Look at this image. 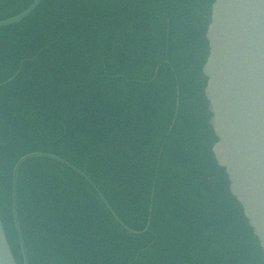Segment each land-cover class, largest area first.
<instances>
[{
	"label": "trees",
	"instance_id": "1",
	"mask_svg": "<svg viewBox=\"0 0 264 264\" xmlns=\"http://www.w3.org/2000/svg\"><path fill=\"white\" fill-rule=\"evenodd\" d=\"M33 1L0 0V22ZM212 1L44 0L0 29V221L16 264L12 172L34 153L84 173L127 228L150 225L129 235L82 177L29 160L28 264H264L206 143Z\"/></svg>",
	"mask_w": 264,
	"mask_h": 264
},
{
	"label": "water",
	"instance_id": "2",
	"mask_svg": "<svg viewBox=\"0 0 264 264\" xmlns=\"http://www.w3.org/2000/svg\"><path fill=\"white\" fill-rule=\"evenodd\" d=\"M43 1L34 0L20 15L0 22V29L20 24ZM206 40L209 56L202 74L207 79L205 97L212 115L206 143L219 172L229 180L239 216L247 221L264 256V0H213ZM160 158L161 152L158 162ZM33 159L56 162L82 177L129 235L148 231L150 220L140 233L127 228L84 173L56 156L30 154L20 159L12 172V218L23 264H28V259L17 217V179L21 166ZM155 180L156 176L154 184ZM153 195L154 188L151 202ZM0 264H16L1 221Z\"/></svg>",
	"mask_w": 264,
	"mask_h": 264
}]
</instances>
